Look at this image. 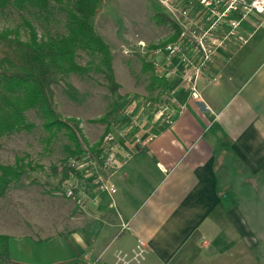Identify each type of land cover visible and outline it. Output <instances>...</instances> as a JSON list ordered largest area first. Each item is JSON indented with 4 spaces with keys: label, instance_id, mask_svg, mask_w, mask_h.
<instances>
[{
    "label": "crops",
    "instance_id": "1",
    "mask_svg": "<svg viewBox=\"0 0 264 264\" xmlns=\"http://www.w3.org/2000/svg\"><path fill=\"white\" fill-rule=\"evenodd\" d=\"M241 31L244 42H225L195 75L194 94L169 78L184 63L162 57L168 106L117 111L107 125L114 167L98 170L115 186L113 205L92 172L66 179L75 198L13 187L18 213L0 208L10 258L116 264L141 239L139 264H232L235 241L255 243L250 226L264 223V13Z\"/></svg>",
    "mask_w": 264,
    "mask_h": 264
},
{
    "label": "trees",
    "instance_id": "2",
    "mask_svg": "<svg viewBox=\"0 0 264 264\" xmlns=\"http://www.w3.org/2000/svg\"><path fill=\"white\" fill-rule=\"evenodd\" d=\"M102 1L0 0L1 17L13 12L17 14L15 25L0 29V138L30 133L36 127L28 115L33 112L40 121L38 142L42 145L41 155H49L56 142H63V181L70 174H78L71 167L72 161L83 160L87 156L81 144V139L86 140L80 128V119L65 117L60 112L54 86L70 74L92 72L101 75V85L112 96V101L101 117L91 120L106 125L104 134L89 146L92 153L103 147L108 135V120L117 114L120 100L128 96L117 94L120 84L115 76L112 50L95 28V17ZM149 3L153 22L174 30L173 35L160 45L175 41L178 32L174 23L151 1ZM80 52L89 58L84 64L77 61ZM140 61V71L148 79L146 88L149 93L157 89L167 90L166 78L156 74L153 63L145 57ZM43 169L44 166L33 160L29 153L15 155L12 163L0 162V198L6 194L11 183L22 186L32 172ZM8 238V235L0 233V264H31L10 258ZM49 264L81 262L74 259Z\"/></svg>",
    "mask_w": 264,
    "mask_h": 264
},
{
    "label": "rangeland",
    "instance_id": "3",
    "mask_svg": "<svg viewBox=\"0 0 264 264\" xmlns=\"http://www.w3.org/2000/svg\"><path fill=\"white\" fill-rule=\"evenodd\" d=\"M149 1L159 8L161 12L167 13L154 0H103L101 8L95 17V28L108 42L113 53L115 76L117 82L120 84L117 94L120 96L128 95L120 100L118 110L126 109L129 111L130 109L133 110L134 106L138 107L141 113L146 114V108L150 106L155 111H162L163 108L165 109L168 106V100L171 99L172 92L166 91V89H157L152 94L149 93L146 88L148 79L140 71V59L142 57L148 60L154 58L159 62L156 66V73L164 74L163 68L165 66H162L163 61L161 62L160 60L163 57V53L158 52L156 49L159 48L154 49L153 46L160 47V44L167 41L174 33V30L168 26H158L153 22L150 18L151 9L149 8ZM16 21L17 14L14 12L5 17L0 16V29L5 26H13ZM214 36L220 37L221 35L214 34ZM231 40L234 41L233 39ZM187 48L189 46L183 47L184 57L187 60L175 56L184 64L182 68L176 66L177 69L170 72L169 78L171 80L177 78V83L180 82L190 89V85L194 84V82H187V77H191L193 81L195 75L200 74L202 67H205L207 63L203 64L202 67L198 66V63L200 64L203 60L202 52L197 50V54L194 55L192 50ZM88 59L86 54L80 52L77 61L84 64ZM197 67H199L198 72L196 70ZM101 81V75L93 74L92 72L81 75L70 74L54 86L55 99L60 112L65 117L80 119V128L86 140L84 142L81 139V144L82 149L87 154V159L74 161L71 167L81 174H86L87 172L94 173L95 181L98 178L102 179L98 170L103 164L95 159L97 155L100 156L101 160L107 158L109 160V163L105 166L103 165V168L108 170L114 167L113 158L110 157L109 159L108 157L110 151L105 150L104 144L103 147H100L101 150H93L94 153L89 151V146L104 134L106 127L105 124L96 123L91 120L101 117L109 109L108 106L112 101V96L101 85ZM135 101L136 103L134 104L133 102ZM28 115L36 123V127L30 133L22 132L13 134L8 138H0V162L12 163L15 155L29 153L33 160L44 166V171L32 172L27 182L30 183V187L33 188L35 186L38 194H41L43 198L45 197L54 201V197L60 192L64 195L68 184L66 180L63 181L61 178L64 165L62 162L64 151L61 145L63 142H56L52 152L47 156H42V145L38 142L41 134L40 121L35 117L33 112H30ZM115 116L119 115L115 114L112 116L108 120L109 123L113 122V120H118L117 118L115 119ZM63 141L65 142L67 139H63ZM13 187L17 188L18 186L11 183L8 189L10 193L0 198V208L4 207L3 203L6 202L7 205L5 207L9 208V211L16 215L18 213L17 207L13 208L10 205L21 200L17 198L14 191H11ZM31 191L30 189H26L27 193L21 195V197L31 200L34 197L30 194L32 193ZM64 196L66 197V195ZM250 199L253 202L252 195ZM22 202H25V200L22 199ZM260 204L261 217L264 220V196ZM250 228L255 234V243L247 242L246 240L241 242L235 241L233 246L234 253L231 258L229 257L232 264H264V223L262 226L251 225ZM143 256L134 262V264H139Z\"/></svg>",
    "mask_w": 264,
    "mask_h": 264
},
{
    "label": "built area",
    "instance_id": "4",
    "mask_svg": "<svg viewBox=\"0 0 264 264\" xmlns=\"http://www.w3.org/2000/svg\"><path fill=\"white\" fill-rule=\"evenodd\" d=\"M167 12L166 15L174 23L178 32L175 41L167 42L166 45L157 49L163 53V57L167 62L175 56L184 57L183 47L192 48L194 55L200 50L203 60L198 66L211 61L215 50L229 41L230 38L235 42H244L245 37L241 31L242 22L247 19L250 14L264 13V0H154ZM214 34L221 35L220 37ZM156 51V52H157ZM210 56V58H209ZM152 62V61H151ZM155 71L157 70V62H152ZM197 65V61H196ZM195 68V67H194ZM197 72L199 67L196 68ZM157 74V73H156ZM162 76V74H157ZM192 81L191 77H187V82ZM192 93L195 92V86L190 85ZM109 134L105 136L104 148L110 151L108 157L112 158ZM108 146V147H107ZM110 147V148H109ZM87 159V157H85ZM84 158V159H85ZM83 159V160H84ZM102 162L105 166L109 163L108 158L102 159L97 155L95 158ZM74 162V161H72ZM95 183L98 188L105 191L113 205L112 194L115 192V186L112 182L103 179H96ZM66 197L75 198L73 188L67 185L65 190ZM126 227V225H124ZM146 251V245L143 240L137 241L135 249L131 252V256L127 253L119 252L116 255L117 264H134Z\"/></svg>",
    "mask_w": 264,
    "mask_h": 264
}]
</instances>
